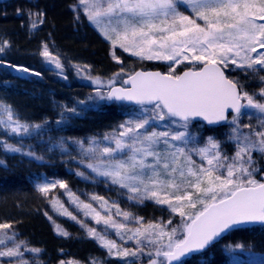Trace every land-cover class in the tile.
I'll return each mask as SVG.
<instances>
[{
  "label": "snow or ice",
  "instance_id": "6c2138e0",
  "mask_svg": "<svg viewBox=\"0 0 264 264\" xmlns=\"http://www.w3.org/2000/svg\"><path fill=\"white\" fill-rule=\"evenodd\" d=\"M79 3L84 6L88 19L114 47L118 45L142 59L173 64L195 61L203 65L182 75L136 72L124 80L130 88L113 87L106 94L110 100L151 105L153 115L129 119L120 125L118 134L105 135L104 140L115 147L100 148L98 143L89 141L95 146L87 151L96 156L98 163H89L87 167L136 194L129 196L130 200L137 196L141 200L155 199L157 203L168 204L183 220L182 236L177 235L176 228L166 231L161 225H149L143 230L135 229L128 238L154 236L150 243L156 245L155 256L163 259H152L150 264H173L186 255L202 252L234 226L264 222V180L255 178L257 169L252 159L253 153H264V88L257 98L228 79L220 68V65L232 64L253 73L264 70V0H79ZM179 4L186 5L189 14L178 11ZM42 55L50 57L46 48ZM56 67H61L58 61ZM260 80L264 83V75ZM104 98L101 93V99ZM246 109L259 114V128L244 124L248 132H243L241 118L252 115ZM0 110L7 113L12 132L29 131L27 125L13 120L10 106L0 104ZM227 110L232 115L228 121L231 127L228 140L235 144L233 156L223 154L220 141L213 136L207 138L203 147L188 148L189 138L193 143L198 142V137L189 131L192 118L200 117L210 125L217 124L227 121ZM166 118H172L173 124L182 122L183 131L171 128L158 131L152 126L153 121ZM149 127L151 131L147 130ZM7 147L11 151L20 150ZM192 152L204 163L197 165ZM56 183L66 187L57 181L40 185L39 191L47 194ZM162 193L166 198H160ZM93 199L103 201L107 210V201L101 197ZM82 208L94 212L97 223L103 222L118 233L128 230L127 225L113 220L110 212L105 218L90 204L82 203ZM185 208L194 211L186 212ZM64 214L71 215L67 210ZM116 214L123 215L125 220L131 215L121 212L118 206ZM136 220L139 223L140 218ZM10 228L9 224H0V229ZM90 235L98 234L91 229ZM11 238H0V244ZM98 238L110 253L117 249L116 254L120 256L136 255L127 249L119 250L114 241L102 235ZM17 255H20L19 245L0 251V256Z\"/></svg>",
  "mask_w": 264,
  "mask_h": 264
},
{
  "label": "rangeland",
  "instance_id": "374dc122",
  "mask_svg": "<svg viewBox=\"0 0 264 264\" xmlns=\"http://www.w3.org/2000/svg\"><path fill=\"white\" fill-rule=\"evenodd\" d=\"M71 11L74 15L77 14L78 11L89 25L99 29L101 32L100 28L88 19V16L84 11V6L80 5L79 0H75V3L72 4ZM178 11L185 15L189 14L186 5L179 4ZM201 23L203 22L201 21ZM28 29L30 32H35V30L38 29V25L31 23L28 25ZM104 38L106 37L104 36ZM108 42L113 50L112 53L114 59L110 64H102L100 66L94 65L91 59L71 54L68 49L61 47L54 42H45L38 50V53H35V56L32 57V60H38L41 69L54 76L56 75L58 77V82L61 85L75 86L80 83H85L91 87V90L77 98L72 97L71 95H65L63 97L60 95L53 96L45 89L42 90L40 87L41 85L36 86L32 76H29L26 73L21 74L18 82L1 84L3 86H0V104L10 106L13 120L19 121L20 124L27 125L29 131L25 133L21 129L18 134H15L17 132H12L8 123L7 113L0 110V132H3L5 138L10 140L12 144L13 142L17 144V142L14 141V139L18 141L16 138L17 135H30L34 132L33 135H35L41 131L40 129H43L48 125H50V128L60 129L61 131H66L67 129L70 131L73 129L79 131L81 135L80 138H70L65 140L66 142L60 144L64 139L54 137L56 141L52 140L50 144L46 143L48 154L51 152H53L52 154H56L52 155L53 162H59V164L65 163L72 167L80 186L72 189L69 188V186H66L65 188H50L47 192L50 194V198L46 202L47 208L44 210V216L55 223L72 220V217L70 218L71 215L64 214L65 210L72 214L85 211L87 214L95 217L94 212L82 208V203L90 204L92 209L100 212L105 218H108L110 212L111 218L118 223L127 225L128 230H121V232L118 233L116 229L106 226L103 222L97 223L94 222V220H89L94 227H98V235L96 238L99 246L90 250L84 259H76L71 256L67 250L61 248L58 250L57 258L50 262L38 258L37 255L33 259L31 256V249L24 246L23 251L21 252L24 258L23 260H16L17 264H25V262L26 264H69V262H71V264H118L124 258L129 257L116 254L117 249H113L110 253L108 248L102 246L101 241L98 238L100 235L107 240L114 241L119 250L127 249L129 252H135L136 255L144 257L150 256L144 264H150L152 259H157L158 261L162 260V257L155 256L156 245L150 243V240L155 239L154 236L149 237L146 234L144 237L142 236L138 239L128 238L133 234L135 229L142 228V225L145 224L141 218L139 223H137V220L133 221L131 216L127 220L124 218H116L114 216L116 213V206L119 207L121 212L131 213L129 211L130 205L142 207L144 203L149 200L154 201L151 207H153L152 210L154 209V215L156 212V215L153 218L154 220L151 222L152 225H161L166 231H171V229L176 228L178 230L177 235L182 236L183 220L178 213L172 211L168 204L157 203L156 200L152 198H144L141 200L139 196H137L136 199L130 200L129 196L136 194L130 193L126 188H121L117 184H113L109 178L97 175L87 167L89 163H98L96 156L87 151L90 147L95 146V144H90L89 141L98 143L100 148L105 146L115 147L110 141L104 140L105 135L112 136L118 134L119 131H121L120 125L124 124L129 119L138 118L140 115H153L151 105H137L136 107L121 106L115 111H112V114L109 115V111L103 108V105L99 102L96 88L92 89V86H99L101 88V86L107 84L108 89L113 85V82L116 81L115 78H118V76L121 75L130 74L133 72L134 68L143 66L148 62H153L154 64L156 63L155 61H161L164 68V71H161L163 73H171L174 75L179 73H176L178 67L197 69L202 64L195 61H181L179 64H173L171 61L165 60L142 59L138 56L132 55L131 52H125L118 45L114 47L110 39H108ZM0 48H3V50L0 51L1 56L4 55L8 57V53L13 52L14 50L19 54V49L14 47L12 38L8 35H2L0 37ZM45 48L50 53V57L42 55ZM258 51L261 50L258 49ZM31 54L33 53L31 52ZM56 61L60 63V68L56 67ZM220 66L230 80L236 81L243 87V91H246L249 94H256L257 98H259V91L261 88H264V83L260 80V76L264 75V70H261L258 73H253L250 70L245 71L239 69L232 64H228L227 67L224 65ZM94 80H99L100 83H93ZM109 81L112 83L109 84ZM107 89L105 90L106 92ZM30 98L34 100L38 107L39 105L43 106L44 111L42 114L44 115L38 120H35L33 118L34 116L32 117L30 114L31 111L27 112L25 108L23 109V104L27 105V101L31 103ZM244 111L246 113H252V115L249 116L246 114L241 118V131L248 132V129L243 128V125L249 123L259 128L257 122V116L259 114L251 109H246ZM103 117L106 118V120L104 119V122H99L98 119H103ZM231 119L232 116H230L226 122L214 127H207L201 122L190 121L189 131L192 135L198 137V142L193 143L191 138H189L190 142L188 148L203 147L207 138L213 136L220 141L222 153L229 157L233 156L236 150L235 144L228 140V134H230L231 131L228 121H231ZM181 123L182 122L177 121L173 124L172 118H166L165 121H153L152 126L156 127L158 131L168 130L169 128L173 131H183L180 127ZM37 125L40 127L36 128L35 126ZM147 130L151 131L152 128L149 127ZM40 141L41 139L39 140V143ZM43 142H46V138L43 139ZM20 148L25 150V148L21 146ZM26 148H29V146ZM191 154L197 165L204 163L195 152H192ZM53 156L56 157L54 158ZM252 159L254 161L253 167L257 169L254 174L255 178L257 180H263L264 153L255 152L253 153ZM69 193H71V196ZM93 197H101L104 201H107V210L103 205V201L93 199ZM160 198L164 199L166 197L162 193ZM197 207H199V205ZM155 208L160 209L158 216ZM184 210L186 212L194 211L193 209L188 208H185ZM169 221H171V223H169ZM88 231H90V229ZM90 236H87V238L95 237L93 235ZM166 242L165 238V243ZM12 243L13 238L7 239L6 246H10ZM237 245H240V247H237ZM136 255H134V257ZM250 256H253L255 259L258 256H264V224L247 228L242 227L229 231L212 247V250L209 253L202 257V259L219 258L222 259L221 264H236L237 260H242L243 258H248ZM12 257L15 258L16 256ZM10 264H13V262H10Z\"/></svg>",
  "mask_w": 264,
  "mask_h": 264
},
{
  "label": "trees",
  "instance_id": "16d2710c",
  "mask_svg": "<svg viewBox=\"0 0 264 264\" xmlns=\"http://www.w3.org/2000/svg\"><path fill=\"white\" fill-rule=\"evenodd\" d=\"M74 3L75 0H0V37L8 35L12 38L14 47L19 49V54L14 50L8 53V57L0 55V86L11 82L16 83L21 74L26 73L32 76L36 86L41 85L42 90L45 89L53 96L71 95L77 98L91 90V87L85 83L75 86L61 85L56 75L54 76L41 69L38 60H32L40 47L45 42L51 41L68 49L75 56L91 59L96 66L110 64L113 61V50L108 39L104 38L99 29L89 25L78 11L75 15L72 13L71 6ZM31 23L38 25L35 32H30L28 29V25ZM155 62L154 64L148 62L143 66L134 68V70L158 69L164 71L163 63L161 61ZM23 68H27L28 71L21 70ZM186 68L178 67L176 73ZM127 75L115 78L116 81L113 82V85L114 83L119 84L123 77ZM95 88L99 102L103 105V108L109 111V115L121 106H137L108 101L105 91L107 84L101 86V88L92 86V89ZM101 93L105 95L104 99H101ZM30 100L31 103L27 101V105L23 104V109L25 108L27 112L31 111L30 114L32 117L34 116L35 120L42 118L41 116L44 115L42 114L44 111L43 106L39 105L38 107L32 98ZM104 119L106 120L103 117L98 121L104 122ZM40 130L35 135H33L35 132L30 135H17L18 141L14 139L17 144L14 142L12 144L10 140L5 138L4 133L0 132V224L11 225L10 229H0V238L10 236L13 238V243L10 246H6L7 239H4V243L0 244V251H6L19 245L20 252V255L15 258L0 256V264H10V262L17 264L16 260H23L24 256L21 252L24 246L31 250H39L32 251L31 256L33 259L37 255L38 258L49 262L57 258L60 248L67 250L76 259H84L90 250L99 246L96 236L87 238V236H90L88 230L95 229L98 233V227L91 224L89 220L96 222L95 218L86 214L85 211L76 214L71 213L70 218L76 216V219L71 218L72 220L61 223L52 222L44 216V210L47 208L46 202L49 200L50 194L41 193L39 191L40 185L62 181L71 189L80 186L72 167L65 163L53 162L52 155L56 154H52L53 152L48 154L46 143L50 144L52 140H55L54 137H59L64 139L60 143L62 144L66 142L65 140L80 138L81 135L75 129L61 131L60 129L50 128V125ZM45 138L46 142H43ZM7 146L20 150L11 151ZM27 146L29 148H26ZM56 187H60L59 183H56ZM153 203V200H149L142 207L129 206L133 221L136 218H141L145 223L142 225L141 230L152 225L151 222L156 215V212L154 215V209L152 210L153 207H151ZM159 210L156 209L157 216ZM114 216L120 219L124 218L123 215H117L116 213ZM63 233H67V235ZM214 245L200 253L190 254L176 263L221 264L222 259L219 258L202 259L212 250ZM149 257L130 255L118 264H144ZM236 264H264V256H258L256 259L250 256L237 260Z\"/></svg>",
  "mask_w": 264,
  "mask_h": 264
},
{
  "label": "water",
  "instance_id": "95a60500",
  "mask_svg": "<svg viewBox=\"0 0 264 264\" xmlns=\"http://www.w3.org/2000/svg\"><path fill=\"white\" fill-rule=\"evenodd\" d=\"M201 67H203V65H201L199 68H197V69H192V68H186V69H183V70H181L178 74H176V75H182L185 71H188V70H193V71H195V70H199ZM220 68H221V70L224 72V70L222 69V67L220 66ZM136 72H145V73H147V72H160L161 74H164V75H167V73H163L162 71H160V70H158V69H136V70H134L132 73H130L129 75H127V76H125L123 79H122V81H121V83H119V84H114V85H111L108 89H107V92L108 91H110L111 90V88H130L131 87V85H128V84H124V80H127L128 79V77L130 76V75H134ZM224 74H225V72H224ZM225 76H226V74H225ZM227 77V76H226ZM228 78V77H227ZM229 79V78H228ZM107 92H106V94H107ZM108 101H114V102H119V103H124V104H128V105H138V104H136L134 101H127V100H115V99H107ZM143 106H150V105H143ZM230 111L231 110H227L226 111V115H227V119H228V116H229V114L228 113H230ZM191 121H197V122H201V123H203V124H205L206 126H209V127H212V126H217V125H219V124H221V123H224L225 121H221V122H219V123H217V124H208L206 121H204L202 118H200V117H196V118H192V120ZM264 222H246V223H243V224H240V225H237V226H234L233 228H231V229H229V230H227V231H225L220 237H217L211 244H210V246H208L206 249H208L209 247H211L213 244H215V243H217L219 240H220V238L221 237H223L225 234H227L229 231H232V230H235V229H237V228H241V227H244V226H251V225H255V224H263ZM205 249V250H206ZM204 251V250H203ZM187 256V255H186ZM185 256V257H186ZM184 258V257H183ZM175 262H173V264H174Z\"/></svg>",
  "mask_w": 264,
  "mask_h": 264
},
{
  "label": "flooded vegetation",
  "instance_id": "af4514ba",
  "mask_svg": "<svg viewBox=\"0 0 264 264\" xmlns=\"http://www.w3.org/2000/svg\"><path fill=\"white\" fill-rule=\"evenodd\" d=\"M206 126V125H205ZM207 127H209V126H207ZM214 127V126H213ZM264 179V178H263ZM254 226H256V225H254Z\"/></svg>",
  "mask_w": 264,
  "mask_h": 264
}]
</instances>
